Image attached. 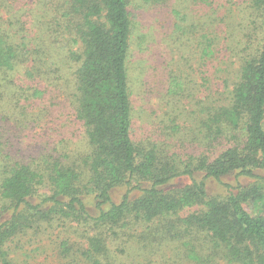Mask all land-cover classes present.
I'll use <instances>...</instances> for the list:
<instances>
[{
    "label": "trees",
    "instance_id": "16d2710c",
    "mask_svg": "<svg viewBox=\"0 0 264 264\" xmlns=\"http://www.w3.org/2000/svg\"><path fill=\"white\" fill-rule=\"evenodd\" d=\"M203 1L210 9L199 22L186 14L180 19L190 34L200 30L194 35L202 64L221 54L232 80L223 78L219 97L205 100L198 112L190 139L197 152L188 158L133 138L129 58L135 28L129 0H33L30 5L44 15L34 17L46 41L35 61L56 64L60 75L59 64L65 66L71 83L67 115L84 148L77 155L74 145L70 161L50 155L13 159L3 151L11 140L7 123L28 128L24 111L33 104L26 101L43 91L23 95L14 86L22 53L32 56L34 48L29 34L17 43L16 32L0 23V264H9L5 245L12 237L56 215L95 226L146 224L153 240L200 234L199 248L208 253L194 256L199 264L215 257L227 264H264V214L245 207L264 203V0H245L247 16L239 22L231 20L234 10L227 3ZM179 87L173 77L168 91L178 93ZM212 184L221 191L211 190ZM104 248L101 234L88 237L84 253L90 264H110Z\"/></svg>",
    "mask_w": 264,
    "mask_h": 264
},
{
    "label": "rangeland",
    "instance_id": "374dc122",
    "mask_svg": "<svg viewBox=\"0 0 264 264\" xmlns=\"http://www.w3.org/2000/svg\"><path fill=\"white\" fill-rule=\"evenodd\" d=\"M21 1L0 0L2 26L6 23V29L16 32L17 43H20L21 35L29 34L32 40L30 48H34L32 56L26 51L22 53L18 71L12 73V79L23 95L33 96L36 89L43 94L26 101L29 104L32 100L33 104L24 111V114H29L25 117L28 128H17L11 119L8 121L5 128L11 140L3 151L21 161L49 155L70 161L68 155L73 157L71 151H74V145H77V155L84 148L83 143L77 142V126L72 125V117L67 115L71 109L67 103L71 83L61 63L60 75L55 70L56 64L48 66L35 61L38 58L37 48H45L46 41L41 39L42 29L34 15H40L38 20L42 16L44 19V15L42 10L30 5L33 0H27L25 4ZM221 3H227L228 8L234 10L232 21L239 22L247 16L245 0H221ZM129 9L135 28L129 58L133 138L135 141H155L165 153H177L181 158L195 154L197 149H192L190 139L194 136L198 112L205 105V100L219 97L223 78L230 77L232 80L229 61H223L221 54L213 62L210 58L205 66L202 64V54L196 47L194 35H198L200 30L196 28L190 34L186 22L180 19L186 14L191 21L199 22L201 15L206 10L209 12L210 8L203 0H158L152 4L145 0H129ZM9 16L12 19L5 21ZM219 24L224 30V26ZM28 71L34 78L27 75ZM173 77L180 84L178 93L168 91ZM183 144L185 148L181 146ZM194 147L198 145L194 144ZM211 188L221 191L216 184H212ZM245 207L251 214H264V203L247 204ZM146 227V224L126 228L95 226L69 222L56 215L48 221H33L6 243L5 250L9 264H90L84 253L87 239L101 234L105 240V256L110 264H199L194 256L199 252L208 253L199 248L200 239H203L200 234L153 240L148 236L152 229ZM161 228L165 231V227ZM147 240L152 244L160 242L161 246H147ZM103 256L102 260L106 261ZM206 264L227 263L215 257Z\"/></svg>",
    "mask_w": 264,
    "mask_h": 264
}]
</instances>
